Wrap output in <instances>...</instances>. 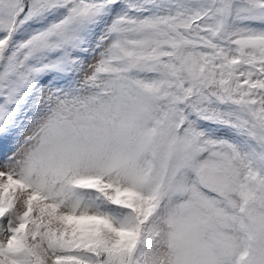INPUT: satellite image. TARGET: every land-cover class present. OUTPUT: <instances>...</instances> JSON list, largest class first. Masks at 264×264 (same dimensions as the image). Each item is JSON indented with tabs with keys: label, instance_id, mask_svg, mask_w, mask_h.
Here are the masks:
<instances>
[{
	"label": "snow or ice",
	"instance_id": "obj_1",
	"mask_svg": "<svg viewBox=\"0 0 264 264\" xmlns=\"http://www.w3.org/2000/svg\"><path fill=\"white\" fill-rule=\"evenodd\" d=\"M0 264H264V0H0Z\"/></svg>",
	"mask_w": 264,
	"mask_h": 264
}]
</instances>
